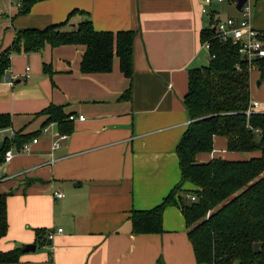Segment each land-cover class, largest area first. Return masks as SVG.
I'll list each match as a JSON object with an SVG mask.
<instances>
[{"label": "crops", "instance_id": "crops-1", "mask_svg": "<svg viewBox=\"0 0 264 264\" xmlns=\"http://www.w3.org/2000/svg\"><path fill=\"white\" fill-rule=\"evenodd\" d=\"M21 1L0 0V51L17 30H42L81 10L96 31L135 32L133 74L126 79L117 59L110 73L82 74V46L12 55L13 83L0 81V114L11 116L15 133L37 143L0 167V193L12 192L0 252L36 246L13 264H197L178 205L163 211L159 234H133L130 216L160 205L180 182L176 148L191 122L183 105L188 71L209 63L202 29L240 18L234 3L212 2L203 14L201 0H39L19 14ZM249 2L251 26L263 32L264 2ZM83 20L76 14L67 28ZM43 64L50 66L51 77ZM252 75L259 77L251 70L250 87ZM129 89L130 97L121 99ZM51 105L84 120L70 121V133L61 132L39 115ZM63 135L66 139L59 140ZM56 141L60 146L52 152ZM259 155L229 152L227 140L215 136L212 151L196 154L195 160L245 161ZM192 187L185 183L178 193ZM54 192L63 198L55 199ZM37 229L54 233L50 244L37 247Z\"/></svg>", "mask_w": 264, "mask_h": 264}, {"label": "trees", "instance_id": "trees-1", "mask_svg": "<svg viewBox=\"0 0 264 264\" xmlns=\"http://www.w3.org/2000/svg\"><path fill=\"white\" fill-rule=\"evenodd\" d=\"M37 1L22 0L19 14L28 13ZM76 14L85 20L67 28ZM260 33L264 39V31ZM135 35L131 30L96 31L87 12L73 10L61 24L42 30H17L11 45L0 51V81L9 76L13 54L36 53L46 46H82L79 63L82 74L110 73L117 59L119 71L131 80ZM200 42H209L210 59L206 66L188 71L183 105L191 122L176 148L180 182L154 209L131 213L132 233H162L163 211L170 205H178L197 264H264V110L246 115L250 102L249 71L254 69L258 81H264V57L249 65L236 45L217 40L210 27L202 29ZM236 66L240 69L236 70ZM43 73L51 77L50 66L43 64ZM130 95L129 89L121 99ZM39 115L47 116L45 124L55 122L61 132L70 133V121L60 107L51 105ZM10 127L11 116L0 114V132ZM215 136L227 140L229 152L260 155L245 161L212 159L197 163L195 155L210 153ZM32 137L19 133L14 139L5 136L0 142V165L10 147L19 150ZM185 183L194 188L179 194ZM11 194L0 193V239L8 229L6 200ZM189 194H194L196 201H190L186 197ZM47 234L44 229L35 230L38 248L50 244ZM255 244H259L258 252L254 251ZM22 253L21 248L0 252V264L16 263Z\"/></svg>", "mask_w": 264, "mask_h": 264}, {"label": "built area", "instance_id": "built-area-1", "mask_svg": "<svg viewBox=\"0 0 264 264\" xmlns=\"http://www.w3.org/2000/svg\"><path fill=\"white\" fill-rule=\"evenodd\" d=\"M204 7L202 9L203 14H207L208 11L206 9L212 2L216 3H224V2H233L236 5L237 0H201ZM264 2V0H263ZM250 16H251V4L249 0L243 5L240 10V18L235 19L232 17L225 18L223 20L217 21L213 26L214 37L222 43L230 42L238 47V52L242 59H246L249 62V65L252 63L254 59H260L264 57V39L260 32L256 31L250 23ZM203 48L209 54V42H205L202 44ZM210 57V55H209ZM214 56H211L213 58ZM239 66H236V70H239ZM28 70V69H27ZM251 70L250 68L249 73ZM6 81L9 84H12L11 78L8 76ZM259 103L258 102H249V106L246 111V115L249 116L251 112L258 111ZM68 120L73 122L75 120H84L83 116L75 117L74 115L68 116ZM9 131V138L14 139L16 137V133L11 129H7ZM43 132H46V129H42ZM256 133L258 131H255ZM66 139V135L60 136L59 140ZM37 143V139H32L30 142L25 143L22 148L16 150L14 147H10L9 150L6 151L4 154V160L2 164L8 163L11 161L15 153H27L30 150V145ZM59 141H56L51 146V151L53 152L55 149L59 147ZM52 162V161H51ZM1 164V165H2ZM0 165V167H1ZM3 178L0 175V182ZM190 199V201H196V196L194 194H189L186 196ZM55 199H62L63 194L61 192H54ZM62 230L58 229L57 233H60ZM54 237V233L47 234V240L51 242Z\"/></svg>", "mask_w": 264, "mask_h": 264}, {"label": "rangeland", "instance_id": "rangeland-1", "mask_svg": "<svg viewBox=\"0 0 264 264\" xmlns=\"http://www.w3.org/2000/svg\"><path fill=\"white\" fill-rule=\"evenodd\" d=\"M235 12V14H239L240 15V11L236 10L235 8V4H232L231 6ZM251 87H250V91H251V99L253 101H259L260 106L258 108V111H263L264 110V81L259 82L258 79H255V75H252L251 77ZM257 82H259L260 84H257ZM2 131L0 132V142L1 140L5 137V135H7V131ZM10 135V134H9ZM194 188V187H192ZM39 249L37 250L38 253Z\"/></svg>", "mask_w": 264, "mask_h": 264}, {"label": "water", "instance_id": "water-1", "mask_svg": "<svg viewBox=\"0 0 264 264\" xmlns=\"http://www.w3.org/2000/svg\"><path fill=\"white\" fill-rule=\"evenodd\" d=\"M247 0H237L235 8L236 10L240 11L241 8L243 7V5L246 3ZM260 139V137L258 138V140ZM254 251L258 252L259 251V244H255L253 246ZM36 249V246L34 244L32 245H26L24 246V248L22 249L23 253H27V252H34Z\"/></svg>", "mask_w": 264, "mask_h": 264}]
</instances>
